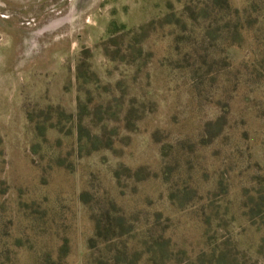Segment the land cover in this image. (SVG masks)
I'll return each instance as SVG.
<instances>
[{
    "label": "rangeland",
    "instance_id": "374dc122",
    "mask_svg": "<svg viewBox=\"0 0 264 264\" xmlns=\"http://www.w3.org/2000/svg\"><path fill=\"white\" fill-rule=\"evenodd\" d=\"M263 210L264 0H0V264H264Z\"/></svg>",
    "mask_w": 264,
    "mask_h": 264
},
{
    "label": "trees",
    "instance_id": "16d2710c",
    "mask_svg": "<svg viewBox=\"0 0 264 264\" xmlns=\"http://www.w3.org/2000/svg\"><path fill=\"white\" fill-rule=\"evenodd\" d=\"M221 8H225L223 4L221 5ZM122 218L123 217H117V218H113V220H109L107 232H105L104 230L105 228L104 226H102L101 221L97 220V234L96 235L98 237L105 239V241H108L115 237H123L124 233H127L129 230L128 231L125 230L126 232H124V225L122 224ZM160 246L163 247V244H160ZM215 264H225V263L224 261L222 263L219 260V262Z\"/></svg>",
    "mask_w": 264,
    "mask_h": 264
}]
</instances>
